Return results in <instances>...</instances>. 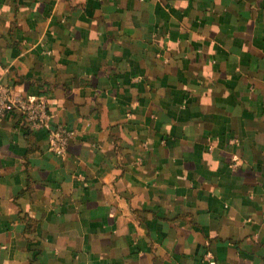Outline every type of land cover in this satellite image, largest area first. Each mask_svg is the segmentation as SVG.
<instances>
[{
  "label": "crops",
  "instance_id": "obj_1",
  "mask_svg": "<svg viewBox=\"0 0 264 264\" xmlns=\"http://www.w3.org/2000/svg\"><path fill=\"white\" fill-rule=\"evenodd\" d=\"M0 264H264V0H0Z\"/></svg>",
  "mask_w": 264,
  "mask_h": 264
},
{
  "label": "built area",
  "instance_id": "obj_2",
  "mask_svg": "<svg viewBox=\"0 0 264 264\" xmlns=\"http://www.w3.org/2000/svg\"><path fill=\"white\" fill-rule=\"evenodd\" d=\"M7 115H14L23 128L47 129L48 149L57 156L66 153L74 131L62 124H51L48 103L43 96L15 94L0 81V120Z\"/></svg>",
  "mask_w": 264,
  "mask_h": 264
}]
</instances>
